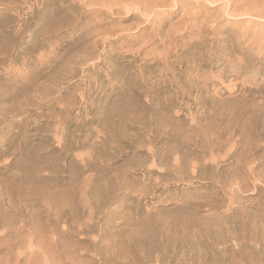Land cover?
I'll return each mask as SVG.
<instances>
[{"label":"rangeland","instance_id":"obj_1","mask_svg":"<svg viewBox=\"0 0 264 264\" xmlns=\"http://www.w3.org/2000/svg\"><path fill=\"white\" fill-rule=\"evenodd\" d=\"M243 1L0 0V264H264Z\"/></svg>","mask_w":264,"mask_h":264},{"label":"bare ground","instance_id":"obj_2","mask_svg":"<svg viewBox=\"0 0 264 264\" xmlns=\"http://www.w3.org/2000/svg\"><path fill=\"white\" fill-rule=\"evenodd\" d=\"M90 1V0H89ZM104 1V0H103ZM125 1V0H124ZM128 1H131V0H128ZM138 1V0H137ZM174 1V0H173ZM218 1V0H217ZM245 1V0H244ZM243 1V2H244ZM114 2V1H113ZM127 2V1H126ZM136 2V1H135ZM161 2V3H160ZM160 2H159V0H141L140 1V3L139 2H137V4H135L134 3V0H132V4H123V5H121V6H118V8L119 9H121V8H128L130 5L132 6V7H134V8H136V9H141V10H144V11H150V9H152V8H155V7H152L153 5L152 4H155V5H160V6H162V5H164V3L166 2V0H160ZM242 2V1H241ZM95 3V2H94ZM105 3V2H104ZM110 5H112L113 7H115L116 5L115 4H118V3H111V2H108ZM123 3V2H122ZM125 3V2H124ZM130 3V2H129ZM176 4H177V1H176ZM233 4V3H232ZM245 4H246V1H245ZM107 5V4H106ZM152 5V6H151ZM154 5V6H155ZM242 5H244V4H242ZM262 5V4H261ZM108 6V5H107ZM151 6V7H150ZM202 6V5H201ZM74 9V8H73ZM117 9V8H116ZM153 10V9H152ZM254 10V9H253ZM256 10V9H255ZM262 11V10H261ZM220 12V11H219ZM246 12V11H245ZM245 12H237V14L238 13H240V14H238V16H245L246 15V13ZM248 12V11H247ZM193 13V12H192ZM251 14V13H250ZM237 16V15H236ZM260 17V16H259ZM239 18H241V17H239ZM95 28H96V26H94ZM99 29V28H98ZM123 31V30H122ZM100 36V35H99ZM105 40V39H104ZM107 40V39H106ZM225 40V39H224ZM103 41V40H102ZM98 43V42H97ZM107 44V43H106Z\"/></svg>","mask_w":264,"mask_h":264}]
</instances>
